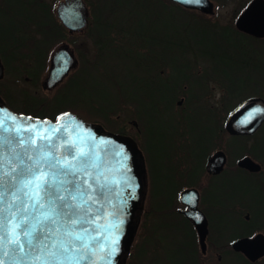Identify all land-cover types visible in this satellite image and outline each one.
<instances>
[{"label": "rangeland", "instance_id": "rangeland-1", "mask_svg": "<svg viewBox=\"0 0 264 264\" xmlns=\"http://www.w3.org/2000/svg\"><path fill=\"white\" fill-rule=\"evenodd\" d=\"M89 1L86 0L90 11L89 23L82 32L78 33L69 32L58 18L56 14L57 7L54 6L53 12L56 19L54 21L63 27V29H60L63 36L56 38L52 47L48 49L45 69H42L36 77L35 82H33L27 71L28 67L18 62L5 63V75L0 79V95L4 97L5 95L3 96L2 92L5 94V91L9 87L13 97L15 96L16 98L14 100L10 97L9 101H14L13 103L17 110L30 107L29 105H25L26 92L47 98L55 96L60 86L48 91L43 88L42 82L48 74L49 57L52 51L63 43H67L79 59L76 69H73L64 78L63 82L75 73L77 69L79 70L82 63L85 62L86 67H88L86 68L87 72L83 73L85 93L89 92L90 95L93 94V97L122 95L123 87L126 95L137 97L136 88L138 85L132 83L136 77L134 55L140 56L146 62L149 59L150 50H152L156 56V60L184 62V74L190 76V78L189 76L185 77L191 83V87L189 83H183L177 92L173 106L175 116L164 105L156 109L153 104H150L152 108L148 107L145 112L146 138L142 133L144 124L135 115L136 110L132 104L120 105L117 102V106L119 107L120 105L121 109L119 108L106 120L90 117L83 112L77 111L85 119L94 122L103 129L133 136L137 147L142 152L147 175V188L143 200V208L139 216V225L134 240L130 245L125 264H171L173 262L177 264H190V257L194 256L189 250L192 234L195 240L199 264H219L225 258L224 250H234L232 247V243L235 240H233L234 237L230 238L232 235L229 234H225L224 238L212 237L215 248L210 244V231L206 238V252H201L197 232L193 224L190 221L189 224L181 218L184 216V212L182 211L184 210V204L180 198L181 192L185 188H196L201 195V192L208 186L210 174L207 172L205 166L207 158L215 151L223 149L227 153L228 163L225 164L224 169L230 171L236 167L239 158L245 155L254 157L248 150L257 143V140L260 141L264 137V130L260 135L258 131L253 134H246L252 136L258 133V135L245 141V147L241 149L233 145L235 142L232 141V135L227 129V122L231 111L242 100L248 99L251 96H261L264 98V95L256 94V91L252 90L250 85L242 90L239 95L237 93L240 91V88L237 87H240L245 82L246 76L250 75L248 71L250 62H235V59H239V57L235 55L233 45L239 43L242 48V55L249 57L251 62L264 59V37H253L242 31L240 33L236 27V19L251 0H211L213 12H205L198 8L182 6L172 0H131L126 4L130 12L125 13L130 20H126V17L124 19V26L131 31L132 45L127 43L126 36L116 34L115 41H119L123 45L120 57L110 51L111 55L109 57H104L97 62H93L96 61L97 49L90 38L93 32L94 15L92 11L93 7L91 9ZM45 2L51 8L54 5L53 0H45ZM91 5L93 6V4ZM119 18L122 17L119 16ZM208 22L217 26L210 25ZM204 27L209 28V30L204 29ZM138 31L146 35L144 37L145 40L142 39V43L147 49L150 48L148 52L140 49V51L136 52L138 48L134 47V36ZM111 47H114V44ZM180 48H184V52ZM2 58L5 61L3 55ZM169 66L166 63H160L159 69L162 74L166 75L168 73L171 69V66ZM201 76L205 77V79H199L200 81H205L202 85L196 79V77ZM223 82L227 83L234 90V93L237 94L236 97L228 95V90L225 88ZM81 89H77L76 94H83ZM21 91H24V93L21 94ZM180 100L181 102L179 103ZM156 101L157 99L155 98L154 103ZM198 104L201 106V112H197L194 109ZM146 107L145 104L143 108ZM188 107H190V113L183 117L184 110L187 111ZM48 108H51V104ZM35 111L36 113L37 111L41 112L40 107H37ZM207 112H209L208 114L212 113L211 118L215 119L218 132L214 140H209L205 143L211 144L214 141L211 147H206L205 154L207 157L203 171H201L200 176L197 178L195 176L192 182H186L187 173L181 179V184L171 206L170 213L156 211L154 208L155 203L161 201V199L159 198L160 196L153 198L152 194H156L162 189L161 192L165 190L169 191V189L173 188L175 190L178 187L176 182H168L164 175L173 171L176 172L180 165L178 159L181 156L184 157V152L188 153L187 147L190 144L193 145L201 141L203 126L211 124L210 118L207 121ZM45 113H48L47 109H45ZM134 121L138 122V127L134 125ZM170 123H173L174 126ZM183 127L184 132L186 129L185 133L181 130ZM166 132L168 133V138L173 139V141L169 142L171 144L167 145V149L164 147L166 150H155L153 160L155 167H153L145 150V139L148 142L154 135L155 139L156 136L164 137ZM203 143L201 141V144ZM233 147L235 150H233ZM197 151H200V147H197ZM190 160L192 158L189 160L184 159V162H181L182 167L180 169L191 168L194 157L192 162ZM262 167L264 169V165ZM177 178L179 177L177 176ZM242 201L246 205L247 212H245V216L247 213L250 216L253 215L257 205L254 197L249 194ZM198 207L204 208L201 196ZM180 208H182L181 212L183 214L178 211ZM226 261L225 264H234L229 258ZM260 264H264V262Z\"/></svg>", "mask_w": 264, "mask_h": 264}, {"label": "trees", "instance_id": "trees-1", "mask_svg": "<svg viewBox=\"0 0 264 264\" xmlns=\"http://www.w3.org/2000/svg\"><path fill=\"white\" fill-rule=\"evenodd\" d=\"M53 1L54 5L52 8L47 5L45 0L0 1V53L4 56V63L8 64L10 62H18L19 64L28 67L27 71L29 76L33 79V82H35L36 77L42 69H45L46 67L45 62L47 61L48 49L52 47L56 38L63 36V33L60 30L63 29V27L61 24L54 21L55 17L53 8L58 0ZM130 1L131 0L89 1L91 9L93 7L92 11L94 15L93 32L91 33L90 38L97 49V55L95 56L96 61L93 62H97L104 57H109L111 55L110 51H112L114 55L120 57L123 45L119 41H115L116 34L119 36H126L127 43L132 45L133 40L130 35L131 31L124 26V19L127 17L126 20H130L125 14L130 12L128 11V7H126V4ZM91 4H93V6ZM119 16L122 18H119ZM209 24L217 26L211 23ZM204 29L209 30L207 27H204ZM136 33L139 34H135L134 36V47L138 48L136 52L140 50L148 52L150 48L147 49V47L142 43V39L145 40L144 37L146 35L144 33L142 34L141 31ZM113 44L114 47H111ZM233 46L235 55L239 57V59H235V62H250V68L248 70L250 75H247L245 82H243L240 87H237L240 88V91L237 92L238 95L249 85L252 90L256 91V94L264 95V59L251 62L249 57L242 55V48L239 43H236ZM180 49L184 52V48ZM150 52L149 59H147L146 62H144L140 56L134 55V60L136 61V77L133 79L132 83L138 85L136 88L137 97H130L126 95L124 87L122 89L123 94H119L117 96H94V98L93 94L90 95L89 92L85 93L86 90L83 73L87 72L86 68L88 67H86V63L83 62L81 68L79 70L77 69L75 73H73L62 85H60L55 96L53 95L51 98H47L26 92L25 95L27 96L25 98V105H29L30 107L18 109V111L32 113L37 116L55 117L58 113L64 110H73L76 112H83L85 115L90 117L106 120L119 108L121 109L120 105L132 104L136 110L135 115L144 124L142 133L146 138L145 112L148 107L152 108L150 104H153L156 109L159 106L161 107L164 105V107L175 116L173 113V106L177 92L180 90L183 83H189L191 87V83L185 77L189 75L184 74V62H166L162 59L156 60V56L153 51L150 50ZM161 62L171 66H169L171 69L166 75L162 74L159 69ZM21 69L23 70V68ZM201 78L205 79L203 76L196 77L200 85L205 83V81L199 80ZM224 85L228 90V95L236 97L237 94L234 93V90L227 83H224ZM80 88H82L81 90L83 91V94H76L77 89ZM20 93L23 94L24 91H21ZM2 94L3 96L5 95V100L15 110H17L15 104L13 103L14 101H9L10 97L16 100L15 96L13 97V94L10 92V88L8 87L5 94L3 92ZM155 98L157 101L154 103ZM117 102L120 103L119 107L117 106ZM50 104L51 108H48ZM145 104L147 107L143 108ZM37 107H40L41 112L37 111L36 113L35 109ZM200 107L201 106L198 104L194 107V109L197 112H201ZM45 109L48 110V113H45ZM189 109L190 107H188L187 111L184 110L183 117L184 115L190 113ZM208 113L209 112H207V121H209L210 118L211 124H205L201 130V141L204 143L201 144V141H199L196 144H190V146L187 147L188 153L186 154V152H184V157L181 156L178 159V161H180V165L177 168V171L164 175L168 182L174 181L178 187L175 190L173 188L171 190L169 189V191L165 190L161 192L163 190L162 189L158 193L152 194L153 198L160 196L159 198L161 199V201H157L155 203L154 208L156 211L159 210L170 213L171 206L181 184V179L186 176L187 173L186 182H192L195 178L200 176L201 171H203L204 163L207 157L205 154L206 147H211V145L214 144V141H212L211 144L205 143L209 140H214L218 132L216 121L211 118L212 113ZM183 120L181 121L183 122ZM170 124L174 126L173 123ZM181 130L184 132V127L183 129L181 128ZM263 130L264 125L259 129V135ZM258 133L256 135H258ZM173 135L175 136V134ZM256 135H239L231 136V138L233 139L232 141L235 142L233 145L242 149L245 147V141ZM261 139L262 140L260 141L257 140V143L248 151H250V153L264 165V137ZM146 140L147 139H145V150L149 161H151L153 167H155L153 162L155 150L162 151V149H167V145L171 144L169 142H172L173 139L168 138V133L166 132L164 137L156 136L155 139L154 135L148 142ZM197 147H200L199 152L197 151ZM234 147L233 150H235ZM184 148L186 147L184 146ZM161 154H163V152H161ZM174 157L176 158L175 155ZM193 157L194 161L191 168H182L183 170L180 169L182 167L181 162H184V159L189 160L192 158L193 160ZM192 160H190V162H192ZM177 176L179 178H177ZM249 194L254 197L257 205L254 214L247 219L245 217V212H247L246 205L242 199H245ZM202 204L205 213H207L209 217L211 231V236L209 238L210 244L213 247L215 246L212 242V237L215 236L224 238L229 234L232 235L230 238H237L240 236L251 235L256 231H264V169H262L261 172H249L236 165V167L230 171L224 170L219 175L210 176L209 184L202 192ZM181 218L189 223V220L184 216ZM189 250L194 255L190 257V264H199L193 234L191 235ZM224 252L225 258L222 259L219 264H225L227 262V258L232 260L234 264H260L261 262H264V258L258 262H251L240 252L234 250H224ZM171 264L177 263L173 262Z\"/></svg>", "mask_w": 264, "mask_h": 264}, {"label": "water", "instance_id": "water-1", "mask_svg": "<svg viewBox=\"0 0 264 264\" xmlns=\"http://www.w3.org/2000/svg\"><path fill=\"white\" fill-rule=\"evenodd\" d=\"M182 6L198 8L205 12H213L211 0H172ZM56 14L70 33L83 30L88 22L90 11L85 0H61L56 9ZM236 27L258 38L264 37V0H251L247 7L236 19ZM78 58L67 43L57 46L51 54L49 70L42 82L44 89H53L77 67ZM5 75V65L0 55V79ZM181 100L179 101V103ZM15 118V119H13ZM0 120L8 129H21V133L8 131L0 134V156L5 162L12 160L14 163L24 161L26 166L34 159L37 151H31L36 145H44L48 151V141L41 140L47 136L54 145L55 155L63 157L65 144L72 146L78 153L81 149L89 153L90 159L96 167L91 171L98 182L103 185V195L99 189L95 195L97 203L91 217L94 223L84 225L90 229L88 237H95L90 241L95 258L106 257L98 260L97 264H125L127 253L139 225V216L143 208V200L147 188L146 168L142 152L133 136L103 129L94 122L88 121L78 113L68 110L61 113L57 119L39 117L32 114L15 111L0 95ZM134 125L138 122L134 121ZM264 123V98L261 96L250 97L241 102L229 115L227 129L231 135L253 134ZM58 129L59 131H54ZM25 140L29 137L36 139V145L17 146L20 136ZM28 150V155L25 150ZM227 162V153L218 149L211 154L206 163V170L210 174H219L224 170ZM238 166L251 172L259 171L262 166L250 155H245L237 162ZM90 182L91 179H90ZM181 201L188 205L182 210L194 223L201 246V251L206 252V237L209 232L208 219L198 207L200 195L196 188H188L181 192ZM249 214L246 215V218ZM87 238V237H86ZM115 239L116 251L108 257L111 251L109 244ZM102 245V247H97ZM235 251H241L251 261H256L264 255V233L259 232L254 236H243L233 241ZM21 254L17 253V256ZM9 257H4L6 264H12ZM80 264H88L81 261Z\"/></svg>", "mask_w": 264, "mask_h": 264}, {"label": "snow or ice", "instance_id": "snow-or-ice-1", "mask_svg": "<svg viewBox=\"0 0 264 264\" xmlns=\"http://www.w3.org/2000/svg\"><path fill=\"white\" fill-rule=\"evenodd\" d=\"M8 131L21 133L0 120V134ZM40 139L48 141V151L34 137L20 136L17 146L36 145L31 151L38 152L34 159L25 150L32 161L26 166L23 160L5 162L0 156V264H6L10 252L12 264H97L106 257L95 258L90 243L95 237H88L90 229L84 226L94 223L93 211H100L94 208L98 189L103 195V185L91 171L96 165L82 149L77 153L66 143L61 157L53 153L49 137ZM116 243L109 244L108 257Z\"/></svg>", "mask_w": 264, "mask_h": 264}, {"label": "flooded vegetation", "instance_id": "flooded-vegetation-1", "mask_svg": "<svg viewBox=\"0 0 264 264\" xmlns=\"http://www.w3.org/2000/svg\"><path fill=\"white\" fill-rule=\"evenodd\" d=\"M85 1H86V0H85ZM86 3H87V2H86ZM86 27H87V26H86ZM86 27H85V28H86ZM85 28H84V29H85ZM84 29H83V30H84ZM83 30L76 31V32H74V33L82 32ZM0 55H1V53H0ZM1 57H2V55H1ZM2 60H3V58H2ZM3 62H5V61L3 60ZM257 161H259V160H257ZM259 162H260V161H259ZM260 163H261V162H260ZM261 164H262V163H261ZM242 168H243V167H242ZM244 169L247 170L246 168H244ZM262 169H263V168H262ZM247 171H248V170H247ZM261 171H262V170L260 169V170L257 171V172H261ZM249 172H250V171H249ZM219 174H220V173H219ZM219 174H216V175H219ZM216 175H211V174H210L209 176H216ZM191 187H192V186H191ZM199 195H200V193H199ZM200 196H201V198H202V192H201V195H200ZM186 209H188V205H184V210H186ZM201 209L204 210V208H201ZM181 210H182V208H180L178 211H179L180 213H182ZM204 212H205V210H204ZM182 214H183V213H182ZM205 214H207V213H205ZM206 216L208 217V215H206ZM184 217L186 218V215H185V214H184ZM245 217H246V216H245ZM208 219H209V217H208ZM189 221H190V220H189ZM190 222H191V221H190ZM237 239H238V238H237ZM237 252H240L242 255H244L245 258H248V257L245 256V254H244L243 252H241V251H237ZM263 258H264V255H263L262 257H260L259 259H257L256 262L261 261Z\"/></svg>", "mask_w": 264, "mask_h": 264}]
</instances>
